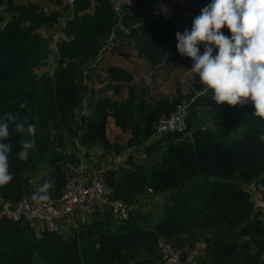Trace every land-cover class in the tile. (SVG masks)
Returning <instances> with one entry per match:
<instances>
[{"label": "trees", "instance_id": "obj_1", "mask_svg": "<svg viewBox=\"0 0 264 264\" xmlns=\"http://www.w3.org/2000/svg\"><path fill=\"white\" fill-rule=\"evenodd\" d=\"M4 1L10 17L3 24L0 13V116L8 111L20 117L27 115L37 125V147L27 161H20L17 152L21 137L12 131L9 162L14 179L0 186V207L2 202L30 195L27 169L35 167L38 155L44 152L54 156L53 145L61 143L62 134L38 132L46 126L63 132L73 130L72 135L80 133L82 143L98 145L108 153L119 154L137 145L153 154L166 145L165 151L146 164H138L132 154L128 155L125 162L130 169L121 174L108 170L105 179L114 198L129 205L144 194L168 195L153 220L131 207L134 210L128 220H115L116 224L110 226L103 214V220L90 221L68 237L42 232L37 238L29 224L0 217V264H141L145 254L155 248V260L159 258L160 238L178 248H193L197 241L203 242L195 264H264V213L261 217L253 212L250 196L244 190V186L255 184L264 194V144L259 141L264 118L254 116V106L230 113L235 106L215 105L211 93L189 97L187 129L190 108L201 106L209 108L212 126L189 128L190 135H165L148 144L145 142L158 119L169 115L178 103L161 99L152 107L141 101L130 109L103 97L95 101L89 115L79 116L82 90L78 79L82 67L111 40L119 23L110 0H71V18L63 28L66 37L56 43L57 66L53 74L43 72L39 76L35 68L49 56V42L39 30L54 25L59 14H47L34 2L0 0V4ZM144 1L139 0L141 4ZM138 32L142 38L137 40V53L149 64L157 66L165 56L174 57L171 20L157 15L131 27L132 35ZM223 33L229 35L228 31ZM107 71L113 83L127 77L116 66H109ZM25 101L27 107L21 109ZM109 118L120 131L130 133L125 145L108 138ZM50 178L55 180L54 200L66 176L56 169L42 183Z\"/></svg>", "mask_w": 264, "mask_h": 264}, {"label": "rangeland", "instance_id": "obj_2", "mask_svg": "<svg viewBox=\"0 0 264 264\" xmlns=\"http://www.w3.org/2000/svg\"><path fill=\"white\" fill-rule=\"evenodd\" d=\"M12 1L14 3H38L43 12L47 14L57 12L59 14L54 25H45L39 30L41 36L46 38V40L49 42L47 46L49 50V56L43 65L35 68V72L38 76L43 72H46L49 75L53 74L57 66L56 43L66 37L63 28L66 21L71 18V0ZM207 4L208 3L204 0H146L142 4L139 2L138 6L130 9L126 14H124L121 21L116 25L114 33L111 36L113 40H109L111 43L108 42L107 45L104 46V50L99 54V56L91 59L82 67L83 71L80 72L78 84L82 90L81 106L85 111L80 113L82 110L81 109L77 112V114L80 113L81 116L89 115L93 109L95 101L103 97H108L109 99L124 105V107L134 109L133 106H135L137 103H140L141 101H143L147 106L154 107L161 99L168 100L170 104L184 102L189 105V97L193 99L205 95L202 91L203 86L199 83V77L195 73L188 71L192 67L191 58L182 57L177 51V40L175 34L177 31L183 33L185 29L191 30L192 20L196 16L200 15L201 9ZM6 8L7 3L4 1L2 4H0V13L4 17L3 24L10 17L9 13L6 11ZM157 15H163L172 21L174 27L173 41L175 44V55L173 58L170 56H165L159 65L152 66L145 60L143 56L138 55L136 44L137 40L142 38V35L140 32L132 35L131 27L133 25L137 26L149 18L155 17ZM221 31H228V34L230 35V32L226 27L221 29ZM198 47L200 48V52L203 53V45H199ZM109 66H116L122 69L126 73L127 77L121 83H113L112 81L108 80L105 72ZM250 107H253V105L251 102H248L244 106H235L234 108H230L229 112L232 113V111L235 109ZM190 113L192 114L190 116L191 123L189 122L188 125L189 128L212 126L213 123L211 120V115L209 114V108L205 106H201L193 110L190 108ZM110 121H112L111 118L109 119V122ZM109 122L106 126V133L108 134L110 140L116 142L120 146L125 145L128 138L130 137V133L128 131L122 132L116 126L119 130L118 131L114 127V122L113 124L111 123V125ZM189 128L184 132V134H182L183 136L190 135L191 130ZM73 129L75 130V128ZM38 130V132L49 133L50 136L62 134L65 137L71 136L75 138L74 143L67 140V147H71L73 144V146L76 148V144L82 148L84 145H86L81 142L80 133H77V135L71 134V132H74L73 130L71 132H63L60 130L57 131L55 128L49 126L42 127ZM149 142L150 141L148 140L145 143L148 144ZM58 145V142L54 143L53 149ZM64 145L65 143L59 145L58 148L63 149ZM124 149L123 151H125ZM133 149L137 151L135 153L136 155H140L142 153L144 154L143 157H137L136 163L146 164L145 161H154L155 156L160 152L165 151L167 146L161 145L159 148V153L156 151L153 154L145 153L144 146L136 145L133 146ZM57 152L59 153V151ZM82 154L84 156V153L81 151L80 156ZM59 156H63V153H60ZM69 175L70 174H68V176ZM251 186L258 188L255 186V184H252ZM245 187L246 186H244V189ZM147 198H150V195H141V199L143 201ZM137 199H139V197L135 199V204L131 205L124 201L123 202L132 208L133 205L136 206L137 210L144 212L148 217L152 218V220L155 219L156 214L158 215V212L155 208L157 205L152 202L149 204H142V202H140L141 199L139 201H137ZM103 214L105 222H107L106 224L110 226L116 224L114 216L108 210H105ZM34 231L37 238L42 235L39 227H36ZM62 236L68 237L69 233L62 234ZM198 243L203 244V242ZM202 248L201 250L197 249L196 256L202 253ZM156 257L157 251L155 248L154 252L151 251L145 254V259L140 263L151 264ZM187 263L195 264L193 261Z\"/></svg>", "mask_w": 264, "mask_h": 264}, {"label": "clouds", "instance_id": "obj_3", "mask_svg": "<svg viewBox=\"0 0 264 264\" xmlns=\"http://www.w3.org/2000/svg\"><path fill=\"white\" fill-rule=\"evenodd\" d=\"M225 27L230 35L221 31ZM175 37L179 55L192 60L188 71L199 77L203 93H211L215 105L251 102L254 116L264 118V0H211L192 20L191 30L177 31ZM26 107L27 101L20 104ZM13 130L21 137L17 159L27 161L37 147V125L27 115L8 111L0 116V186L14 179L9 162ZM259 141L264 144V131ZM54 188V179L45 180L31 198L52 203Z\"/></svg>", "mask_w": 264, "mask_h": 264}, {"label": "built area", "instance_id": "obj_4", "mask_svg": "<svg viewBox=\"0 0 264 264\" xmlns=\"http://www.w3.org/2000/svg\"><path fill=\"white\" fill-rule=\"evenodd\" d=\"M139 0H111L110 6L121 21L124 14L134 8ZM85 110H81L83 113ZM79 113V116H81ZM189 105L181 102L167 116L158 119L154 132L149 138L152 142L165 135L184 133L187 130ZM83 156L78 160L76 171L70 174L62 187L60 195L48 203L32 200L25 195L15 202H2L0 217L14 222L27 223L34 229L39 227L41 232L57 233L62 235L68 230L64 219L73 217L75 229L87 225L91 221L92 212L96 208L108 210L116 221L130 218L131 206L122 200L114 198L111 187L107 184L104 173L91 174L87 179L84 176ZM245 191L250 196L252 210L262 217L264 213V194L259 188L246 186ZM159 258L151 264H188L193 261L192 253L186 254V248H178L163 238L157 241ZM190 258V260H189ZM192 264V263H191Z\"/></svg>", "mask_w": 264, "mask_h": 264}, {"label": "crops", "instance_id": "obj_5", "mask_svg": "<svg viewBox=\"0 0 264 264\" xmlns=\"http://www.w3.org/2000/svg\"><path fill=\"white\" fill-rule=\"evenodd\" d=\"M70 5H71V3H70ZM111 39H112V37H111ZM111 41L109 42V40H108L109 43H111ZM107 43L105 44V46L107 45ZM103 50H104V46L100 49V52L98 53L97 56H99V54ZM105 73L108 77V80L112 81L107 69H106ZM109 119H108V122H109ZM111 123L113 124V120L109 122L110 125H111ZM114 127L118 130V128L116 126H114ZM107 136H108V134H107ZM108 138H109V136H108ZM67 140L74 143L75 138H73L71 136L65 137L62 135V141H61V143H59V145H62L63 143H65L63 149H59L58 148L59 145H58L57 147H55L53 149V150H55L54 156L50 155L48 152H44L43 154L38 155L39 161H38L37 165L35 167H31V168L27 169L26 177H27V182H28V187H29V194H30L29 196L32 197L33 193L42 184L43 178L50 176V174L53 171H55L56 169H57V172L59 170L63 175L66 176V178H67L68 174L74 173L78 167V160L80 159L81 156H83V154L80 156L81 151L84 153V156H85V157L83 156V160H84V165H85L84 176L86 179L91 174H94V173L106 174V172L108 170H115L117 172V174H121L124 170L130 169V165H128L127 162H125V159L128 155L132 154L133 159H137L138 156H142V157L144 156L143 153L140 155H136L135 153L137 151L136 150L133 151V147L132 148H126V149H124L125 151H121V153H119V154H116L114 152L108 153L105 150L101 149L100 146H98V145H92V146L84 145L82 148H80V146H77L75 144V146H76V148H75L72 144L71 147H67ZM57 151H59V153ZM60 153H63V156H59ZM121 155H123L124 157L121 158ZM167 195H168L167 193L161 194V195H153V196H150V198L144 199V201L141 199V196H140L139 199H137V201H139L141 199L140 202H142V204L143 203L149 204L151 202L156 204L157 207H155V208H156V211L159 213V208L163 204ZM133 208L136 209V206H133ZM104 211L105 210H102L100 208H96L92 212L91 222L103 220L102 215H103ZM156 216H157V214H156ZM74 221H75V219L73 217L64 219L63 223L66 226V228H68V230L65 231L64 234H66V233L71 234L74 232V230H75V228H74L75 226L73 225ZM197 243L195 244V246L193 248H189V247L186 248L187 249V251H186L187 256H188V253L193 254V257L191 256V259L193 260L194 263H195V258H196V254H197V252H196L197 249L201 250V248L203 247L202 243H198V244ZM189 260H190V258H189Z\"/></svg>", "mask_w": 264, "mask_h": 264}, {"label": "water", "instance_id": "obj_6", "mask_svg": "<svg viewBox=\"0 0 264 264\" xmlns=\"http://www.w3.org/2000/svg\"><path fill=\"white\" fill-rule=\"evenodd\" d=\"M124 156L123 155H121V158H123Z\"/></svg>", "mask_w": 264, "mask_h": 264}]
</instances>
